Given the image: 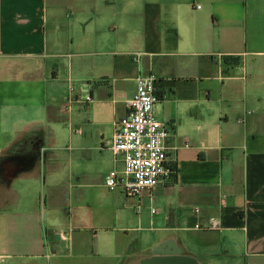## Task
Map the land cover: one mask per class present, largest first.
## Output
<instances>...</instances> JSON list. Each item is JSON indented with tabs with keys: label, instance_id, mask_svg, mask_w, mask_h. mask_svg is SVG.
I'll return each instance as SVG.
<instances>
[{
	"label": "crops",
	"instance_id": "crops-1",
	"mask_svg": "<svg viewBox=\"0 0 264 264\" xmlns=\"http://www.w3.org/2000/svg\"><path fill=\"white\" fill-rule=\"evenodd\" d=\"M149 73L176 173L137 197L107 174ZM154 257L264 264V0H0V264Z\"/></svg>",
	"mask_w": 264,
	"mask_h": 264
},
{
	"label": "built area",
	"instance_id": "built-area-1",
	"mask_svg": "<svg viewBox=\"0 0 264 264\" xmlns=\"http://www.w3.org/2000/svg\"><path fill=\"white\" fill-rule=\"evenodd\" d=\"M141 53H136V59ZM156 76L149 73L135 77V90L126 103V112L114 121L111 140L112 150L121 156L123 167L120 171L111 170L107 174L110 190H119L130 196H140L143 190L152 189L159 183L171 179L175 173L167 159L166 140L169 131L154 115V105L160 100L156 92ZM86 97V100H89ZM81 101L73 91L69 92L64 108ZM154 212V209L151 210ZM195 227L220 229L221 223L216 218H209ZM63 233L59 232L62 237Z\"/></svg>",
	"mask_w": 264,
	"mask_h": 264
},
{
	"label": "bare ground",
	"instance_id": "bare-ground-1",
	"mask_svg": "<svg viewBox=\"0 0 264 264\" xmlns=\"http://www.w3.org/2000/svg\"><path fill=\"white\" fill-rule=\"evenodd\" d=\"M164 260V262L162 264H185L186 261L189 264H194L193 261H190V259L186 258V257H168V258H162Z\"/></svg>",
	"mask_w": 264,
	"mask_h": 264
},
{
	"label": "flooded vegetation",
	"instance_id": "flooded-vegetation-1",
	"mask_svg": "<svg viewBox=\"0 0 264 264\" xmlns=\"http://www.w3.org/2000/svg\"><path fill=\"white\" fill-rule=\"evenodd\" d=\"M156 258L159 260H156V262L155 261L149 262L150 260H147L149 263L146 262V264H162L164 262V260L162 258L154 257V259H156Z\"/></svg>",
	"mask_w": 264,
	"mask_h": 264
},
{
	"label": "rangeland",
	"instance_id": "rangeland-1",
	"mask_svg": "<svg viewBox=\"0 0 264 264\" xmlns=\"http://www.w3.org/2000/svg\"><path fill=\"white\" fill-rule=\"evenodd\" d=\"M72 105V107L74 106L75 107V105H77L76 103H72L71 104ZM160 254H164V253H161V252H159Z\"/></svg>",
	"mask_w": 264,
	"mask_h": 264
}]
</instances>
